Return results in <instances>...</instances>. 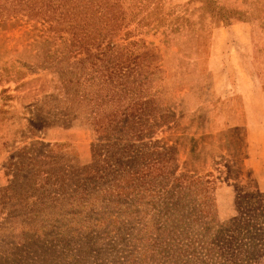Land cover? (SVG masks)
<instances>
[{
    "label": "rangeland",
    "instance_id": "rangeland-1",
    "mask_svg": "<svg viewBox=\"0 0 264 264\" xmlns=\"http://www.w3.org/2000/svg\"><path fill=\"white\" fill-rule=\"evenodd\" d=\"M94 6L101 46L149 48L132 55L154 133L100 140L72 120L82 93L63 84L94 48L65 56L67 23L4 12L0 264H264V0Z\"/></svg>",
    "mask_w": 264,
    "mask_h": 264
},
{
    "label": "trees",
    "instance_id": "trees-1",
    "mask_svg": "<svg viewBox=\"0 0 264 264\" xmlns=\"http://www.w3.org/2000/svg\"><path fill=\"white\" fill-rule=\"evenodd\" d=\"M37 1L39 0H0V22L4 19L2 17L4 12L7 13L6 16L10 13L14 17L23 11L29 20H42L44 23H49L50 29H54V34L61 32L59 31L62 28H59L61 23H67V27L63 28L62 32L70 38L62 40L68 48L64 53L65 56L72 53L79 56L82 49L89 51L94 48L95 50L86 54L89 60L79 61L83 63V66L84 62H87V66L74 74L72 77L74 81L63 84L66 88L65 94H68L70 89H75L72 93L75 99L79 98L77 93H82L79 94L78 104L83 107L84 112L70 118L82 120L91 126L100 140H108L110 136H116L127 142H141L143 138L152 135L153 126L156 124L155 108L146 100V91L142 88L148 78L146 73L149 66L143 64L145 57L132 55V51L135 53L139 48L143 50L149 48L141 42H131L121 48L111 42L101 46L100 42L103 41L97 40L103 39V36L98 33L101 29L107 32L111 26L107 23L103 26L98 24L95 26L93 21L100 20L97 18L100 12L95 9V0H40V3ZM13 3L19 8H9ZM108 4L109 2L103 6L105 13L111 10ZM98 5L102 7L100 1ZM52 22L56 23L55 27L52 26ZM91 24H93L94 33L90 31ZM80 28L84 29L85 34H78L77 31ZM85 71L88 74L81 77L80 74ZM68 84L70 87H67ZM87 90L88 94H85ZM145 168L150 170L149 166ZM142 169L131 172L128 180L134 182L135 175L141 176Z\"/></svg>",
    "mask_w": 264,
    "mask_h": 264
},
{
    "label": "crops",
    "instance_id": "crops-1",
    "mask_svg": "<svg viewBox=\"0 0 264 264\" xmlns=\"http://www.w3.org/2000/svg\"><path fill=\"white\" fill-rule=\"evenodd\" d=\"M247 97H248V98H249V97L251 98L252 96H251V94H250V95H248Z\"/></svg>",
    "mask_w": 264,
    "mask_h": 264
}]
</instances>
